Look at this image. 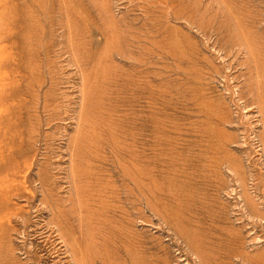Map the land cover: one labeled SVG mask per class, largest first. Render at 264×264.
Returning <instances> with one entry per match:
<instances>
[{
	"label": "rangeland",
	"instance_id": "rangeland-1",
	"mask_svg": "<svg viewBox=\"0 0 264 264\" xmlns=\"http://www.w3.org/2000/svg\"><path fill=\"white\" fill-rule=\"evenodd\" d=\"M0 36V264H264V0H0Z\"/></svg>",
	"mask_w": 264,
	"mask_h": 264
},
{
	"label": "bare ground",
	"instance_id": "bare-ground-1",
	"mask_svg": "<svg viewBox=\"0 0 264 264\" xmlns=\"http://www.w3.org/2000/svg\"><path fill=\"white\" fill-rule=\"evenodd\" d=\"M0 40H2L1 36H0ZM5 58H6L5 49L4 48H0V110H1V108L3 106L2 102L4 101V97L3 96H4V93H5V88L7 89V87H8V85H7L8 83L5 81L4 73H2L3 71L1 70V67H2L1 63L4 61Z\"/></svg>",
	"mask_w": 264,
	"mask_h": 264
}]
</instances>
